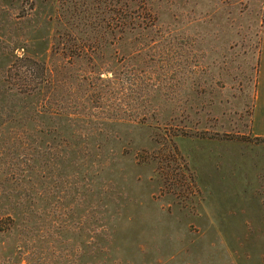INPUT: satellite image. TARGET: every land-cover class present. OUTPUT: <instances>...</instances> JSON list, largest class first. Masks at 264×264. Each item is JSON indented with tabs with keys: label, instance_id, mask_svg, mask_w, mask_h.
<instances>
[{
	"label": "rangeland",
	"instance_id": "1",
	"mask_svg": "<svg viewBox=\"0 0 264 264\" xmlns=\"http://www.w3.org/2000/svg\"><path fill=\"white\" fill-rule=\"evenodd\" d=\"M263 41L264 0H0V264H264Z\"/></svg>",
	"mask_w": 264,
	"mask_h": 264
},
{
	"label": "trees",
	"instance_id": "2",
	"mask_svg": "<svg viewBox=\"0 0 264 264\" xmlns=\"http://www.w3.org/2000/svg\"><path fill=\"white\" fill-rule=\"evenodd\" d=\"M140 26L135 25L133 22L132 24H127L126 29L130 30H136ZM116 43L113 41H110L108 45H115ZM98 46V45H97ZM41 67L38 65L37 62L33 61L29 58H18L14 61V63L10 66L8 69V75L10 78H19L21 79V91L27 90L31 88L32 85H30V81L33 79V77H37L40 73ZM96 74V79L100 80L101 83L105 86L113 87V85L117 84L120 80V74L117 71H114V69H104L101 68L99 72ZM105 77H104V76ZM85 78V77H84ZM49 78L48 80H50ZM37 85V84H36Z\"/></svg>",
	"mask_w": 264,
	"mask_h": 264
},
{
	"label": "crops",
	"instance_id": "3",
	"mask_svg": "<svg viewBox=\"0 0 264 264\" xmlns=\"http://www.w3.org/2000/svg\"><path fill=\"white\" fill-rule=\"evenodd\" d=\"M263 43H264V41H263Z\"/></svg>",
	"mask_w": 264,
	"mask_h": 264
}]
</instances>
